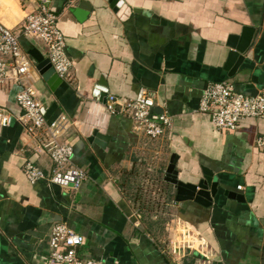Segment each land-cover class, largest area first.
<instances>
[{"label": "crops", "instance_id": "1", "mask_svg": "<svg viewBox=\"0 0 264 264\" xmlns=\"http://www.w3.org/2000/svg\"><path fill=\"white\" fill-rule=\"evenodd\" d=\"M122 1L114 12L110 0H50L72 62L63 80L68 88L55 98L29 55L36 50L47 59L45 50L21 35L37 0H0V23L19 36L33 61L28 82L44 111L56 104L48 119L65 114L74 122L59 141L72 147L71 165L87 174L75 192L30 185L23 173L26 162L46 174L53 169L43 148L47 137L28 134L14 119L0 130V264H47L49 234L58 223L84 238L82 259L102 264H264V151L255 143L264 135V119L219 131L198 111L210 83H231L247 96L264 88V0ZM82 2L88 9L79 7ZM243 27H252L254 36L239 70L228 77L227 38ZM100 88L108 91L106 97L124 99L147 89L155 97L154 112L172 118L171 130L151 140L131 120L108 115ZM17 91L10 82L0 89V107L14 116L21 114ZM94 135L106 140L89 142ZM153 156L146 177L170 187L172 211L189 232L179 237L185 245L175 253L173 225L160 238L156 225L136 211L138 183ZM172 156L180 182L199 177L201 168L217 179L208 207L176 200L174 187L163 181Z\"/></svg>", "mask_w": 264, "mask_h": 264}, {"label": "built area", "instance_id": "2", "mask_svg": "<svg viewBox=\"0 0 264 264\" xmlns=\"http://www.w3.org/2000/svg\"><path fill=\"white\" fill-rule=\"evenodd\" d=\"M58 20L59 15L53 13L50 0H37L33 13L24 19L21 35L36 40L43 47L53 74L64 80L72 62L66 54ZM33 67V61L20 46L19 36L0 23V89L8 82L16 86L15 103L21 113L14 116L8 109L0 107V130L8 128L14 119L26 126L28 134L42 132L47 137L43 148L53 169L46 174L33 163L26 162L23 173L27 182L75 192L86 181L87 174L84 169L71 165L73 149L59 141L74 122L65 114L53 119L45 117L42 104L28 82V73ZM156 106L154 94L147 89H140L133 99L108 95L104 103L108 115L131 120L135 130L151 140L160 139L172 127V118L167 113L154 112ZM198 111L209 116L215 129L233 132L246 119H264V88L255 96H247L237 92L231 83H210L202 94ZM255 143L264 151V135L256 138ZM83 243L84 238L66 223L53 225L48 240L47 264H102L100 260L80 257ZM172 252H176L174 248Z\"/></svg>", "mask_w": 264, "mask_h": 264}, {"label": "water", "instance_id": "3", "mask_svg": "<svg viewBox=\"0 0 264 264\" xmlns=\"http://www.w3.org/2000/svg\"><path fill=\"white\" fill-rule=\"evenodd\" d=\"M110 4L113 11L116 12L122 6L123 1L110 0ZM79 7L88 9L87 3L84 2L80 3ZM73 12L75 11L73 10ZM253 36L254 29L252 27H243L239 35H230L227 38L226 47L229 51L224 64V70L228 72V77H233L239 70V67L244 60V54L251 45ZM29 55L38 64L37 70L45 77L46 85L49 90L53 93L55 98H59L60 94L68 88V85L56 75L50 74L49 69L51 68L48 59H44L36 50H32ZM100 90L102 91L99 95L101 97L100 100L104 101L108 91L102 88H100ZM55 108L56 104H53L48 111H44L43 109L45 117L48 118ZM94 136L95 137L89 139V142H92L95 139L94 141L98 145H101L100 141L106 140V138L102 135ZM175 165L176 157L172 156L166 169L163 181L174 187L176 200L181 202L184 200H191L203 207H208L217 193L218 186L217 179L213 177L212 172L206 168H201L199 177H192L191 182L182 183L178 180ZM225 195L237 201L244 200L242 195L228 192H226Z\"/></svg>", "mask_w": 264, "mask_h": 264}, {"label": "rangeland", "instance_id": "4", "mask_svg": "<svg viewBox=\"0 0 264 264\" xmlns=\"http://www.w3.org/2000/svg\"><path fill=\"white\" fill-rule=\"evenodd\" d=\"M148 160L150 163V170H145V172H143L144 174H141L142 181L139 180V183L138 181H136V183H138L140 189L142 190V193L139 195L140 198L136 197V211L138 214L142 213L145 216V221L146 223H148L149 226L156 225L154 232L160 238L167 236V225H173V228H175V230L173 231V234L171 233V239L172 241H174V243H172L171 250L174 248L175 251H180L179 245L185 244L184 242H182V239H179V237H183V235H188L189 232L186 228L179 226L180 222L176 218V213L172 211L173 205L171 203L172 194L170 192V187L167 184V186H164V184L161 183L160 178L159 180H154L150 178L148 179V177H146L147 173L152 172L151 166H154V161L156 160V158L153 156L150 157ZM146 163L147 159L144 164ZM156 201L162 203L161 208L160 206L156 207ZM153 202L155 204H153ZM141 203H144L145 205H142Z\"/></svg>", "mask_w": 264, "mask_h": 264}]
</instances>
